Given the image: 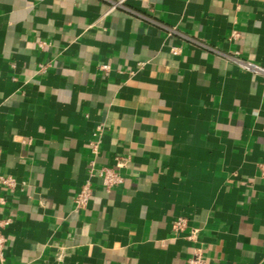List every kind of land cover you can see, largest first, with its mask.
I'll return each mask as SVG.
<instances>
[{"label":"crops","instance_id":"1","mask_svg":"<svg viewBox=\"0 0 264 264\" xmlns=\"http://www.w3.org/2000/svg\"><path fill=\"white\" fill-rule=\"evenodd\" d=\"M262 162L264 0H0V264H264Z\"/></svg>","mask_w":264,"mask_h":264},{"label":"built area","instance_id":"2","mask_svg":"<svg viewBox=\"0 0 264 264\" xmlns=\"http://www.w3.org/2000/svg\"><path fill=\"white\" fill-rule=\"evenodd\" d=\"M115 3L114 5H116ZM174 52H178V48H174ZM104 68L108 69L109 66L105 64L103 66ZM121 162L118 161L117 165H120ZM262 175L264 176V162L260 164ZM100 177L103 180L104 187L107 190H110L117 184L121 183L123 181V177L116 171V169L113 166H102L98 170ZM0 180L8 185H14V179L10 176H5L3 174H0ZM93 194V190L91 187L90 182H86L83 184L81 190L76 196V202L78 207L85 206L89 200L91 199ZM0 202H4V198L0 196ZM10 218H1L0 219V258H4V249L5 244L7 241V237L4 233V229L6 225L10 223ZM172 229L176 234H180L183 232H187V238L190 240L195 241L198 236L199 229L196 227H190L188 218L184 216H180L176 218L173 222ZM187 264H208L202 249L199 247H196L193 251V254L190 258H188Z\"/></svg>","mask_w":264,"mask_h":264}]
</instances>
